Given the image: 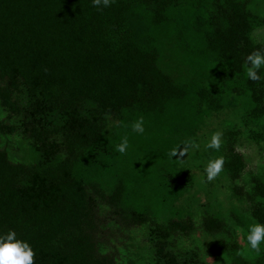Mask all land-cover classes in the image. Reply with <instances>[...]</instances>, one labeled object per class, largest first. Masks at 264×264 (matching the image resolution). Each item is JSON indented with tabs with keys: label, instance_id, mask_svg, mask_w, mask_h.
I'll list each match as a JSON object with an SVG mask.
<instances>
[{
	"label": "trees",
	"instance_id": "trees-1",
	"mask_svg": "<svg viewBox=\"0 0 264 264\" xmlns=\"http://www.w3.org/2000/svg\"><path fill=\"white\" fill-rule=\"evenodd\" d=\"M254 2L111 0L98 10L92 0H0V98L30 144L29 162L0 152V233L27 240L33 264H113L89 231L97 199L129 223L167 213L177 217L173 229L191 230L177 205L187 171L171 150L195 142L223 108L241 105L245 122L264 132V80L246 75L248 54L264 53L253 38L264 27ZM140 117L142 134L131 129ZM224 161L239 178L243 156ZM253 190L252 215L264 224V175ZM203 225L224 229L219 215ZM230 247L235 264H264ZM164 259L180 264L168 251ZM183 264L201 263L193 255Z\"/></svg>",
	"mask_w": 264,
	"mask_h": 264
},
{
	"label": "rangeland",
	"instance_id": "rangeland-1",
	"mask_svg": "<svg viewBox=\"0 0 264 264\" xmlns=\"http://www.w3.org/2000/svg\"><path fill=\"white\" fill-rule=\"evenodd\" d=\"M252 7L258 16L264 17V0H255ZM253 38L264 43V27L256 28ZM3 87L0 81V90ZM244 114L240 105L206 117L194 137L199 147L180 158L187 171V190L177 205L182 210V220L190 218L191 230L173 229L172 222L177 217L167 213L147 223H129L97 199L89 231L98 256L111 259L113 264H167L164 253L168 251L180 264L193 255L198 256L201 264H235L231 245L238 247L246 262L252 263L264 256V244L256 252L249 249L246 240L249 226L257 223L252 215L259 203L254 195L253 179L264 175V132L248 125ZM215 131L222 132L219 149L206 147ZM29 146L20 117L4 107L0 98V152L13 164L29 162ZM233 151L240 153L245 162L239 178L232 179L223 165L221 173L207 181L204 168L208 160L217 156L225 159ZM212 215L221 217L223 230L209 231L204 227V219ZM163 231L170 233L166 243L160 235ZM159 247L164 253H159Z\"/></svg>",
	"mask_w": 264,
	"mask_h": 264
},
{
	"label": "clouds",
	"instance_id": "clouds-1",
	"mask_svg": "<svg viewBox=\"0 0 264 264\" xmlns=\"http://www.w3.org/2000/svg\"><path fill=\"white\" fill-rule=\"evenodd\" d=\"M110 2L111 0H92L93 5L98 6V10L101 5L103 7H108ZM246 62L247 78L252 81L264 80V76H262L259 71L264 67V53L260 50L253 51L246 57ZM131 129L136 133H144L143 117L138 118L132 123ZM221 136L222 132H213L206 147L219 149L222 142ZM128 144L127 136L121 137V142L116 145V151L124 154L128 148ZM189 147L198 148L199 145L192 140H186L183 142V146L180 147L179 151L174 147L170 152V156H176L177 158L183 157ZM224 162L223 156H217L214 159L208 160L204 168L207 181H212L221 173ZM246 240L249 249L259 252L262 244H264V224L254 223L250 225ZM34 255V250L28 241L17 238V234L14 230L9 229L7 232L0 233V264H33Z\"/></svg>",
	"mask_w": 264,
	"mask_h": 264
}]
</instances>
